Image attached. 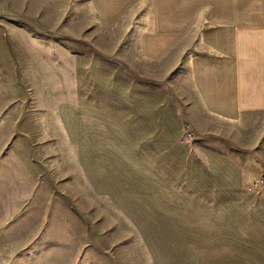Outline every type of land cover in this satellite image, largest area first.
Wrapping results in <instances>:
<instances>
[{
  "label": "rangeland",
  "instance_id": "obj_1",
  "mask_svg": "<svg viewBox=\"0 0 264 264\" xmlns=\"http://www.w3.org/2000/svg\"><path fill=\"white\" fill-rule=\"evenodd\" d=\"M37 7L0 0V167L31 197L6 264H264V164L214 77L233 49L93 47ZM245 8L264 34V0Z\"/></svg>",
  "mask_w": 264,
  "mask_h": 264
},
{
  "label": "crops",
  "instance_id": "obj_2",
  "mask_svg": "<svg viewBox=\"0 0 264 264\" xmlns=\"http://www.w3.org/2000/svg\"><path fill=\"white\" fill-rule=\"evenodd\" d=\"M31 1L32 6L45 9L37 15L55 17L53 21L63 28L66 25L67 31H75L70 25H78L79 33H101L100 41L106 43L91 44L93 47L233 49L232 58H220L222 71L214 72L216 80L224 81L221 83L222 110L234 113L231 119L235 120L232 124H237L239 145L252 143L255 157L264 164V61L255 62L251 51L248 50V55L244 52L253 46L264 48V44L257 45L261 42L258 38L264 34L253 23L246 24L245 0ZM9 93L0 61V122L6 119ZM111 95L116 103V92ZM122 109L128 113L130 108ZM158 115L159 119L165 118ZM250 122L253 123L252 137L247 139L251 130L245 127ZM5 174L6 169L0 167V264L22 253L19 243L22 209L23 203L31 198L23 197L22 185L16 184L15 179L7 185ZM35 238L36 235L32 240ZM261 250L257 251L258 255H262Z\"/></svg>",
  "mask_w": 264,
  "mask_h": 264
}]
</instances>
